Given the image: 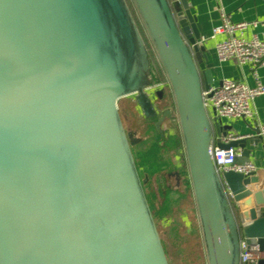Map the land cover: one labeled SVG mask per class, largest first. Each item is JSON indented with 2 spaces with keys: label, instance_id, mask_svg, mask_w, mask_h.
Masks as SVG:
<instances>
[{
  "label": "water",
  "instance_id": "95a60500",
  "mask_svg": "<svg viewBox=\"0 0 264 264\" xmlns=\"http://www.w3.org/2000/svg\"><path fill=\"white\" fill-rule=\"evenodd\" d=\"M132 3L174 95L208 264H241L240 239L264 251V187L212 160L225 128L198 18L188 0ZM151 63L128 0H0V264H170L118 105L159 115ZM254 132L217 145L245 163Z\"/></svg>",
  "mask_w": 264,
  "mask_h": 264
},
{
  "label": "rangeland",
  "instance_id": "374dc122",
  "mask_svg": "<svg viewBox=\"0 0 264 264\" xmlns=\"http://www.w3.org/2000/svg\"><path fill=\"white\" fill-rule=\"evenodd\" d=\"M137 18L151 57L149 92L164 89V101L157 100L160 111L169 109L178 115L171 86L132 0H128ZM158 75V79L155 76ZM169 99V100H168ZM126 129L138 142L132 147L144 182L170 264H208L179 119H166L156 126L158 116L145 118L133 96L118 102Z\"/></svg>",
  "mask_w": 264,
  "mask_h": 264
},
{
  "label": "built area",
  "instance_id": "2783aa9c",
  "mask_svg": "<svg viewBox=\"0 0 264 264\" xmlns=\"http://www.w3.org/2000/svg\"><path fill=\"white\" fill-rule=\"evenodd\" d=\"M252 30L250 34L246 33ZM214 34L225 33V39L216 45V53L221 61L234 60L240 66L249 65L255 78L250 85L245 80L224 79L217 86L204 91V101L210 117L213 112L218 118H256L255 97L264 94V83L258 69L264 67V19L233 22L224 14L223 21L217 25ZM258 135L264 139V122H257ZM243 135L228 132L218 139L223 143L242 138ZM212 160L218 171L233 170L242 173L257 172L258 167L252 161L235 163L238 150L234 146L221 148L216 138L210 148ZM241 264H257L264 259V251L257 245L248 246L245 239H240Z\"/></svg>",
  "mask_w": 264,
  "mask_h": 264
},
{
  "label": "crops",
  "instance_id": "0c3cea01",
  "mask_svg": "<svg viewBox=\"0 0 264 264\" xmlns=\"http://www.w3.org/2000/svg\"><path fill=\"white\" fill-rule=\"evenodd\" d=\"M191 12L198 18L197 27L200 31V43H206L211 51V62L213 68V84L217 86L224 79L245 80L248 84L254 85L255 78L249 65L240 66L234 60L221 61L216 53V45L225 39V33L214 34V28L221 24L226 14L233 22L253 21L264 19V0H188ZM252 30L246 33L250 34ZM261 81L264 83V67L258 69ZM139 110V107L136 103ZM254 107L257 112L256 118H219L225 128V133L246 135L252 134L257 122H264V94L254 99ZM140 111V110H139ZM141 113V111H140ZM224 133V134H225ZM216 137V141H217ZM252 154L250 161L257 167L260 177V187H264V139L256 146H250ZM238 150V149H237ZM239 152V150H238Z\"/></svg>",
  "mask_w": 264,
  "mask_h": 264
},
{
  "label": "flooded vegetation",
  "instance_id": "af4514ba",
  "mask_svg": "<svg viewBox=\"0 0 264 264\" xmlns=\"http://www.w3.org/2000/svg\"><path fill=\"white\" fill-rule=\"evenodd\" d=\"M153 81H154V79H152V82ZM164 97H165V95H164V89L163 88L162 89H155L154 90L153 99H154L155 105H156V107L158 109L159 115H162L164 113L165 109L162 110V111H160V109L158 108L159 104L158 103L156 104V101L157 100H160V101L162 100V103H163ZM166 119H168V118L166 117Z\"/></svg>",
  "mask_w": 264,
  "mask_h": 264
},
{
  "label": "trees",
  "instance_id": "16d2710c",
  "mask_svg": "<svg viewBox=\"0 0 264 264\" xmlns=\"http://www.w3.org/2000/svg\"><path fill=\"white\" fill-rule=\"evenodd\" d=\"M164 72H165V71H164ZM165 74H166V73H165ZM165 76H167V75H165ZM155 77H156V79H158V75L155 76ZM168 82H169V80H168ZM164 93L167 94L166 91H165ZM134 100H135V99H134ZM168 100H169V99H168ZM176 116H177V118H178V115H176ZM176 116L173 115L172 117H173V118H176ZM144 117H145V116H144ZM145 118H146V117H145ZM178 119H179V118H178ZM129 132H130V131H129ZM136 143H137V142H136ZM136 143H135V144H136ZM135 144H133V146H134ZM133 146H132V147H133ZM164 247H165V246H164Z\"/></svg>",
  "mask_w": 264,
  "mask_h": 264
}]
</instances>
